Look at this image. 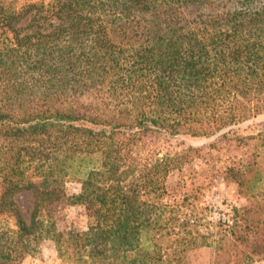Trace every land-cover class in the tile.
<instances>
[{
    "label": "trees",
    "instance_id": "16d2710c",
    "mask_svg": "<svg viewBox=\"0 0 264 264\" xmlns=\"http://www.w3.org/2000/svg\"><path fill=\"white\" fill-rule=\"evenodd\" d=\"M260 114L264 0H0V216L13 222L0 223V264L19 263L42 231L61 264H186L209 245L190 195L168 186L188 153L142 160L135 146ZM64 204L83 207L84 230L44 224ZM242 230L246 260L263 264L264 223Z\"/></svg>",
    "mask_w": 264,
    "mask_h": 264
},
{
    "label": "rangeland",
    "instance_id": "374dc122",
    "mask_svg": "<svg viewBox=\"0 0 264 264\" xmlns=\"http://www.w3.org/2000/svg\"><path fill=\"white\" fill-rule=\"evenodd\" d=\"M15 1L19 6L25 2L41 0ZM42 1L46 3L49 0ZM135 152L142 160L188 153L180 169L174 170L169 176L168 186L175 192L190 195L188 203H191L186 210L200 223L198 228L207 237L209 245L186 250V264L262 263L246 260L244 254L248 248L240 244L235 234L240 228L242 230L246 221L264 223V179L252 190L255 162L261 161L259 169L264 171V114L208 138L179 136L168 142L139 141ZM64 187L68 195L80 191V183L74 179L67 180ZM15 201L24 218L28 219L33 202L31 193L22 192L15 197ZM256 206H261V211L254 214L252 207ZM246 211L249 214L245 216ZM217 213H232L233 224L226 227L218 222ZM46 221L45 225H54L57 231H82L88 224L83 207L71 204L60 206L49 222ZM0 223L13 226L8 215H1ZM27 242V251L17 264H61L53 241L44 231L28 238ZM161 244L164 245V242Z\"/></svg>",
    "mask_w": 264,
    "mask_h": 264
},
{
    "label": "built area",
    "instance_id": "2783aa9c",
    "mask_svg": "<svg viewBox=\"0 0 264 264\" xmlns=\"http://www.w3.org/2000/svg\"><path fill=\"white\" fill-rule=\"evenodd\" d=\"M218 215V213H217ZM218 222L223 224L226 227H229L233 224L234 218L232 213H221L217 217Z\"/></svg>",
    "mask_w": 264,
    "mask_h": 264
}]
</instances>
